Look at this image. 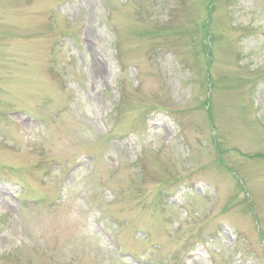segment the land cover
I'll return each instance as SVG.
<instances>
[{"label": "rangeland", "instance_id": "obj_1", "mask_svg": "<svg viewBox=\"0 0 264 264\" xmlns=\"http://www.w3.org/2000/svg\"><path fill=\"white\" fill-rule=\"evenodd\" d=\"M0 264H264V0H0Z\"/></svg>", "mask_w": 264, "mask_h": 264}]
</instances>
